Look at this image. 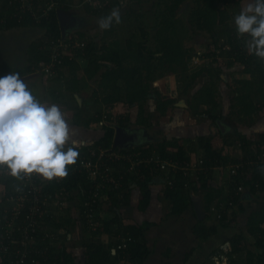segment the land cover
I'll list each match as a JSON object with an SVG mask.
<instances>
[{
  "label": "crops",
  "instance_id": "obj_1",
  "mask_svg": "<svg viewBox=\"0 0 264 264\" xmlns=\"http://www.w3.org/2000/svg\"><path fill=\"white\" fill-rule=\"evenodd\" d=\"M7 1L0 0V18L3 16ZM40 1L44 0H38L39 4ZM72 1L73 4H71L69 10L62 11L60 12L61 14L57 12V22L60 30L61 19L66 20L64 34L61 30L62 38L70 39L73 35L75 36V33H79L83 35L84 39H89L100 46L102 44V30L100 29L97 33H93L95 29L97 30V27L92 26L93 21H91L92 17L95 16L88 14L84 7H78V0ZM221 1L222 9H225L229 15V19L226 22L232 20V14L234 12L238 14L243 4L247 2V0H225L224 3L223 0ZM194 7L195 2L186 0L180 9L185 8L190 16V11ZM74 17L82 22L80 26L76 23L71 25ZM188 18L187 16L186 19L188 20ZM233 28H235L234 25ZM233 28L229 31H235ZM117 32L118 30H114L110 33L108 38H105L107 42L112 41L113 37L116 36L114 34ZM185 33L188 36V31ZM44 37L45 29L37 24H22L9 28H0V76H4L10 71L24 72L28 67L30 68L31 66L32 68L34 66L33 63L37 62L35 61L37 56H46L47 47ZM207 37L212 44L209 45L210 43H208L205 46L209 45L210 49L206 47V49H202L203 51L201 50V53H198L199 49H195L196 52L193 55L192 47L184 48L185 51L187 50L191 54V59L196 57V55H201L202 59H208L209 62L206 65L211 64V66L206 69L209 72L203 70V73L196 76V80L192 81L191 76L199 69L187 71L188 65L186 63L184 73L178 70L179 74H181L180 76L185 79L183 88L180 89L178 87L179 93H177L178 89L177 91L171 89L169 94H163L173 100V103L166 108L164 114L155 111L157 99L154 94H151L143 106L142 116L139 114V108L136 104L127 109L128 127H130V130H126V132L120 130L118 139L119 136H122V138L132 137L130 134L136 133L140 145L128 148L122 144L121 147L126 148V150H135L141 146H153L164 139L174 140L183 145L185 149H190V151H187L189 159L186 162L199 166L201 174L207 171L208 185L212 187L211 189L214 188L220 191V197L211 204L216 202L219 205L223 212L221 220L227 219L223 222L227 226H221V220H217L213 215L207 213L206 209L203 220H198L192 207V201L181 213H170L172 202L165 196L166 188L162 180L159 179L158 173H150V180L147 184L150 191V200L145 209H140L138 205L140 200L139 186L135 182H130L128 186L129 194L125 205H120L118 210H116L109 207L106 200L100 204L97 214L100 220L98 226L99 231L101 230L100 232L92 236V232H89L83 223H77V220H74L73 227L63 228V230L58 231L63 246L73 255L76 264H84V243L91 240H96L103 244L106 249L110 250L112 255H115L117 238L114 237L113 233L120 227H108L109 229H105L106 231L104 228L101 229L104 222L115 215L118 216L123 226L142 228V234L138 241L142 246L141 260L128 264H213L211 262L212 257H220L221 253L224 254V258H228L227 264H230L231 261L245 264L248 261V252L253 255V260H257V262L259 257L264 259V243H262V246L256 244L254 237L248 232L246 227L247 217L245 218L248 213L250 215L256 211L254 208L258 207L260 209L264 205V192L262 194L255 192V195L258 196L256 197L250 194L248 186H241L242 192H240L239 205L243 210H240L238 202L233 201L232 206L228 205V202L232 201L228 199V193L229 187L233 183L229 175V168L235 163L250 160L255 151H257V143L260 137L264 139V106L258 111V114H253L250 119H245L241 114V102L238 104L240 86L236 81H250L252 79L251 75L246 72L245 67L234 62L235 56L230 57L227 55L224 44H227L226 47H231V45L227 43L226 35H219L213 41L208 34ZM119 38L123 41L121 37ZM188 39L190 41L191 35L188 36ZM214 42H216V45H214ZM77 61L75 60V62ZM81 62V67L85 66L86 62ZM79 66L74 71L67 66H63L57 72L58 74L55 78H48L40 72H32L31 70L21 74V77L29 84L33 94L38 99L42 102L59 104L65 110L68 123L72 128L73 138L83 142L79 152L85 154L86 150H92V147L102 138L103 127L106 126L101 124V122H90L88 124L86 122L95 116L98 110H101V113H106L107 110L101 104L104 94L98 88L99 76L97 75L87 80L79 70ZM83 69L84 67L82 71ZM168 75L171 76L173 74L169 73ZM165 77L166 75L160 80L164 81ZM153 83L152 87L156 89ZM186 86L187 88H185ZM156 90L159 91L160 89ZM94 91H97L96 96ZM208 91L212 92L213 98L208 95ZM87 92L90 94L87 95ZM258 99V95L255 94V86H253L249 100L256 102ZM149 102H155L154 109L145 108ZM122 106L121 103L115 104L113 108L111 107L108 110L114 115L124 114L125 108H123L122 112ZM133 108L138 109L137 117L134 119H132L130 114ZM87 109L93 112H86L85 114L84 110ZM140 116L146 120L145 124L139 123ZM210 116H218L219 118L213 121ZM216 121H222L227 127L223 134L216 126ZM217 133L221 135V140L225 143L223 147L218 146L221 152L220 165H218L217 160L215 162L217 166L208 167V164H211L212 161L205 163L203 160L204 153L198 141L217 135ZM242 145H245L244 149L241 148ZM13 181V178L7 176L6 173L0 172V207L2 208L7 207L8 202L6 200L9 195L18 191L19 181L17 183L14 181L16 185L14 184L12 188L9 187V184ZM191 195L201 196V194H195L193 191H190ZM78 205L79 199L72 197L70 207L58 209L51 205L48 212L50 211V214L54 217H57L58 214L64 217L67 211L77 215ZM251 210L253 211L249 212ZM73 214H71L72 217H75ZM230 221H232L231 224L229 223ZM200 223L206 230L209 227H214L216 233L206 239L201 238L196 234V229L199 228L198 225L201 226ZM259 226L264 230L263 225ZM64 232L65 236L63 235ZM238 233L242 236V242L238 246L239 250L234 252L230 238H233ZM114 264H124V262L119 259Z\"/></svg>",
  "mask_w": 264,
  "mask_h": 264
},
{
  "label": "trees",
  "instance_id": "obj_2",
  "mask_svg": "<svg viewBox=\"0 0 264 264\" xmlns=\"http://www.w3.org/2000/svg\"><path fill=\"white\" fill-rule=\"evenodd\" d=\"M35 1L38 3V0ZM59 1L63 6L51 11L47 21H42L41 23L37 24L38 26H41L45 29L44 40L46 41L45 45L47 48L49 41L52 39L62 38L61 30L57 22V12L69 10L71 3L73 2L72 0H58V2ZM98 1L102 5L100 8L84 6L88 14L96 16L97 18L107 16L114 8L123 7L120 5L121 0ZM145 1L149 0H125V6L127 3H131L129 10L121 15V22L119 24L113 23L110 29L102 30V44L100 46L89 39H84L83 35L79 33H75V36L73 35L70 39L68 38V40L84 42L85 48L83 50V55H81L80 51L79 53L77 52V56L74 60L69 61L67 58H65L62 67L67 66L70 68V70L74 71L78 68V64L75 62V60H77L79 57H82L86 61L82 71L83 76H85L87 80L92 79L97 75L99 76L98 88L104 94L101 99V104H103L105 110H107L106 113L109 112L108 109L111 107L113 108L115 104L121 103L125 108L124 114L122 113L114 116V119L110 122L109 120L111 114L108 113L107 122L110 124L103 127V136L92 147V149L102 148L105 150L109 149L111 151H117L121 149L126 150V148L123 147L113 148L112 141L114 138L115 129H126L128 126L127 109L134 106L135 104L138 105L139 114L142 116L143 106L145 105L148 98H150L151 94H154L157 99V105L155 108L157 113L164 114L166 108L171 103H173L172 99L164 96L161 92L154 89L152 87V83L157 79L163 78L166 73H178V70H180L181 73H184L186 69V63L191 59V54L187 50L185 51V48L183 47L180 40V36L189 31V29L192 31V33H196L194 28L207 33L212 41L219 35H226L227 43L232 47V50L226 52L227 55L230 57L235 56L234 62L243 65L246 72H248L252 78L250 81H236L240 86L238 91L240 93V95H238L239 101H237L238 104L241 102L242 105L241 114L246 120L250 119L253 114H258V111L264 106V62H261L254 55L246 53V37H238L236 31H229L226 29V21L229 19V15L225 9H222V1L192 0L195 2V7L190 11L191 13L187 20L188 26L186 27L187 29L185 32H183L182 30L178 31L179 27H177L176 24V15L186 0H160L157 6L161 3H164V8L160 12L158 17L159 20L156 24V31L154 34L155 46L153 49L149 48V46L146 44L149 40L150 33L144 28L143 23L140 20L142 14L135 13V10L132 9L133 5H142V3ZM44 2L45 1H40V4L42 5ZM224 2L225 0H223V3ZM22 24L27 25L36 23L31 21L29 18H25L21 22H17L16 19H12L9 20L7 25L1 26L0 28H9ZM131 27H133V29L130 30L129 28ZM184 28L185 26L181 27V29ZM114 30H118V32L114 34L116 36L113 37L112 41L107 42L105 38H108L110 33H112ZM123 30L129 32L130 35L127 39L122 41L119 38L118 33L119 31ZM137 33L139 34L137 35ZM193 37L194 35H191V39ZM214 45H216V42H214ZM240 48H243V51H240ZM35 59L37 62L33 63L34 65H36L39 60L47 59V55H42L40 57L37 56ZM62 67H59L58 71ZM206 68L209 69V67ZM206 68L203 67L196 73L194 72L195 74L193 73L191 80H196V76L202 74L203 70L207 72L208 70ZM30 70H32L31 66L30 68L28 67L24 72L19 73L21 75L25 72H30ZM253 86H255V94H257L259 98L256 102H251L249 100L250 94L253 91ZM185 88H187V86ZM96 94L97 91H94L95 96ZM208 95L213 98L211 91H208ZM141 116L139 123L145 124L144 122H146V120L141 118ZM102 117L103 114L101 113V110H98L95 116L91 117L86 122V124L90 122H100ZM218 118V116H210V119L213 121ZM241 141L244 142L243 139H241ZM198 144L200 147H202L204 153L203 160L205 163L212 161L211 164H208V167L217 166V163H215L217 160L218 165H220L219 161H221V152L219 151L218 146L223 147L225 143L223 140H221V135L219 133L205 139H200ZM257 144V153L260 150L264 152V139L262 137H260V140ZM244 147L245 145H242L241 148L244 149ZM135 150L145 151L146 153L154 151L155 153L159 154L161 158L169 159L175 162L187 161L189 159L187 156V151H190V149H185V147L179 142L166 139L161 140L153 146H141ZM88 151L86 150L85 154L82 155H86ZM122 173L124 174V178L121 181L122 187L120 190L118 192L109 190L107 193L106 202H108L109 207L118 210L120 205H125L129 194V183L135 182L140 189V200L138 204L139 208L142 210L145 209L148 206L150 200V191L147 187V184L150 180L149 171L143 169L142 174L138 177L129 171L128 173L125 171ZM206 173L207 171H204L203 174L199 173L198 181L193 179L189 180L190 189L183 188L184 180L182 178L181 172L177 174L174 188H167L165 190V196H167L172 202L170 213H181L191 204L190 191H193L195 194H201L206 210L212 202L220 197V191L214 188L211 189L212 187L208 185ZM113 174L118 176L116 171H113ZM263 180L264 173L255 169L252 171L251 181L245 182L244 186H248L250 194L256 196L255 190L251 186L252 181L263 182ZM14 181L17 183V180ZM14 181L9 184V187H14ZM232 181L233 183H236L238 182V179L233 178ZM233 183H231V187H229L228 199L238 202L239 205L241 193L237 196L235 195V191H233L235 185H233ZM90 186H92V183L85 174H73L70 172L68 176L62 179L60 182H55L54 179L52 183L44 185V192L49 193L52 197L57 191L64 192L65 198L67 200H71L72 197H82L81 202L79 200V207L76 210L77 215L67 211L64 217H61L62 215L58 214L57 217L52 215V218L48 216L42 219V225L51 228L50 234H53L51 235L52 237L44 238L42 234L43 232H38L34 235L39 248H48L47 258L51 263L76 264L73 255L66 250L65 246H63V242L59 237L58 231L61 229L63 230V228L68 229V227H73V224L75 223L74 220H77V223H83L85 227V218L81 213L80 207L82 199ZM239 208L240 210H243L240 205ZM12 210L13 205L9 202L7 203V207H0V220L2 225L9 227V215ZM5 211H8V213H5ZM71 214L75 215V217H72ZM225 220L227 219L221 220V226H227L223 223ZM95 221L99 223L100 220L98 215L96 216ZM231 222L232 221L229 223L231 224ZM259 225L264 226V205L258 211L251 213L247 217L246 223L248 232L254 237L256 244L258 246H262V243H264V230H262ZM114 226L120 227L118 230H116V232L113 233L114 237L117 238V242L115 244V255H112L110 250L106 249L103 244L99 243L98 241H87V243H84L83 247L84 264H114L119 259L120 261H123L124 264H128L133 261L141 260L142 246L138 241L142 234V228H136V226H123L118 216L115 215L113 218L106 220L101 229L104 228V230H108V227ZM16 227L20 228V232L23 230L21 219L17 221ZM198 227L199 228L196 229V234L203 239H206L210 235L216 233V229L214 227H209L207 230L202 224L201 226L198 225ZM86 228L89 232H92V236L101 231H99L98 227H94L93 230L89 229L88 227ZM16 232L18 231H15L14 233ZM15 236H17V234ZM241 240L242 236L239 233L233 238H230L234 252L239 250L238 246L242 242ZM121 243H125L126 247L121 250H117L116 246L120 245ZM56 245H59V247ZM253 259V255L248 252V261L245 264H264L263 257H259L258 262L257 260ZM230 264L238 263L231 261Z\"/></svg>",
  "mask_w": 264,
  "mask_h": 264
},
{
  "label": "built area",
  "instance_id": "obj_3",
  "mask_svg": "<svg viewBox=\"0 0 264 264\" xmlns=\"http://www.w3.org/2000/svg\"><path fill=\"white\" fill-rule=\"evenodd\" d=\"M78 1V7L100 8L102 6L98 0ZM62 6L58 0H47L42 5L36 3L35 0H8L3 16L0 18V25H6L12 19L21 22L25 18L39 24L48 20L51 11ZM84 48V42L63 38L52 39L48 44L47 59L34 65L31 71L40 72L48 78H55L58 74V68L62 67L64 63V59L74 60L77 52L80 51L83 55ZM225 50L230 51L232 48L225 45ZM240 51H243V48H240ZM246 53L248 54L247 51ZM108 113L111 114L109 122L116 116L110 111L102 113L101 124H110L107 122ZM255 154L247 162L235 163L229 168L230 178L238 179V182L234 183L235 188L233 189L236 196L242 192L241 186L244 187L245 182L251 181L252 171L255 169L260 171L261 168H264V152L259 151L257 153L255 151ZM143 169L148 170L151 174L158 173L159 179L162 180L166 189L174 188L176 176L179 172H181L184 180L183 188L190 189L189 180L198 181L201 172V168L195 164L163 159L154 151L146 153L141 150L111 151L97 148L88 151L86 155L80 153L77 163L71 166L68 171L73 174H85L92 183V186L86 191L80 207L85 218V227L93 230L94 227L99 226L95 218L100 203L107 200L109 190L117 192L120 190L122 187L121 181L124 178L122 172L128 173L129 171L138 177L142 174ZM113 171H116L118 176H115ZM60 181L55 179V182ZM19 182L18 191L10 194L6 200V202L13 205V210L9 215V227L2 225L0 220V264H54L47 258L48 248H39L34 235L43 232L44 238L52 237L53 234H50L51 228L43 226L42 219L48 216L53 217L50 211L48 212L51 205L58 209L67 208L70 207L72 199L67 200L64 192L61 191H57L53 197L44 192V185L52 183V181H44L35 175L31 179ZM251 186L257 193L262 194L264 192V182L252 181ZM81 198H78L80 202ZM233 203V201H230L228 205L232 206ZM5 213H8V211H5ZM208 213L217 220H221L223 217V212L216 202L208 207ZM19 219L22 221L23 230L21 232L20 228L16 227ZM15 231L18 232L14 233ZM16 234L17 236H15ZM56 246L59 247V245ZM125 247V243H121L116 246V249L121 250ZM216 258L220 260V264H227L228 262V258H224L222 253L220 257L216 256ZM211 262L214 264L213 259Z\"/></svg>",
  "mask_w": 264,
  "mask_h": 264
},
{
  "label": "clouds",
  "instance_id": "obj_4",
  "mask_svg": "<svg viewBox=\"0 0 264 264\" xmlns=\"http://www.w3.org/2000/svg\"><path fill=\"white\" fill-rule=\"evenodd\" d=\"M120 22V11L114 8L97 24L108 30ZM234 27L238 37H246V51L264 62V0H247L234 16ZM82 144L73 138L59 104L38 99L19 72L0 76V172L17 181L34 175L62 180L77 163ZM213 262L220 264L216 257Z\"/></svg>",
  "mask_w": 264,
  "mask_h": 264
},
{
  "label": "rangeland",
  "instance_id": "obj_5",
  "mask_svg": "<svg viewBox=\"0 0 264 264\" xmlns=\"http://www.w3.org/2000/svg\"><path fill=\"white\" fill-rule=\"evenodd\" d=\"M44 1H47V0H44ZM122 4H120L121 6H123L122 8H118L119 11H120V15L124 14L126 11H128V9L130 8L129 6L131 5V3H127L126 6H125V0H121ZM160 0H149V1H145L142 3V5H133L132 9L135 10V13H140L142 14L140 20L142 21L143 23V26L146 30L149 31L150 33V37H149V40L148 42L146 43L149 48H154L155 46V37H154V34H155V31H156V24L159 20V15H160V12L163 10L164 8V3H161L160 5L157 6V4L159 3ZM73 4V2L71 3ZM237 15V12L233 13L232 14V20H229L228 22H226V29L227 30H230L231 28H233V23H234V16ZM187 16L189 17L188 13H187V10L185 8H182L178 11L177 15H176V24H177V27L178 28V31L179 30H182L183 32H185V30L187 29L186 27L188 26L187 24ZM91 21H93V24L92 26L94 27H97V30L95 29V31L93 33H97L100 29L98 27V24H97V21H98V18L95 16V17H92ZM181 24V25H180ZM182 26H185L184 29H181ZM130 30L133 29V27L129 28ZM235 28H233L234 30ZM194 30H196L195 32L196 33H192V31L189 29L188 31V36L189 35H194L193 39L189 41L188 39V36H187V33H184L182 36H180V40L182 42V45L183 47H192L193 48V55H195V49H199L198 53H201L203 50L202 49H206V47H208L207 49H210L209 48V45H211L212 43H210V39L207 37V33L203 32V31H199L197 29L194 28ZM139 33H137L138 35ZM119 37H121L123 40L124 39H127L130 35L129 32H126V30L124 31H119L118 33ZM192 41V42H191ZM223 42V41H221ZM210 43L209 45L205 46L206 44ZM202 50V51H201ZM205 53V51H204ZM78 62L79 63L78 65L79 66V70L82 72V68L84 67H81V61H85L82 57H79L77 58ZM191 64H190V62ZM188 62H187V68L188 70L187 71H196L202 67L206 68V67H210L211 64H207V62H209L208 59L204 58L202 59L201 58V55H196V57H194L193 59H190ZM86 62V61H85ZM243 66V65H242ZM244 67V66H243ZM186 73V72H185ZM169 73H166V77L164 79V81L160 80V79H157L156 82L153 83L154 86H156V89H160L159 91H161L162 94H169L170 93V90L172 89L173 91H177L178 87L181 89L183 88V84L185 83L184 82V77L183 76H180L181 74L178 73H173V75L169 76L168 75ZM233 76V75H232ZM235 76V75H234ZM236 77V76H235ZM97 80V78H96ZM93 83V81H92ZM180 90L178 89L177 93H179ZM90 94L89 92H87V95ZM156 100V99H155ZM93 103V102H92ZM95 105V104H93ZM147 106L145 107L146 109H154V106H155V102L151 103L149 102L148 104H146ZM104 107V105H103ZM122 108V112H123V108L124 106L121 107ZM116 111V110H114ZM138 109L137 108H133L131 110V117L132 119H134L135 117H137V112ZM86 112L88 113H92L93 111L90 110V109H87V110H84V113L86 114ZM157 117V116H155ZM155 117H154V120H155ZM256 211L259 209L258 207L254 208ZM253 209V210H254ZM253 210L249 211V212H252ZM249 216V213L245 216L248 217ZM63 235L65 236V232L63 233ZM62 235V237H63ZM65 239V238H64Z\"/></svg>",
  "mask_w": 264,
  "mask_h": 264
},
{
  "label": "water",
  "instance_id": "obj_6",
  "mask_svg": "<svg viewBox=\"0 0 264 264\" xmlns=\"http://www.w3.org/2000/svg\"><path fill=\"white\" fill-rule=\"evenodd\" d=\"M58 12L60 13L62 11H58ZM59 13H58V15H59ZM60 24H61L62 33L64 34L66 20L61 19ZM216 126L218 127L219 131L222 134L227 129V127L225 126V124L222 121H216ZM119 133H120V128H117L116 133H115L114 138H113V148H116L118 146L119 147L122 146L121 144H119V139H118ZM191 201H192V207H193V210H194V213H195L197 219L200 221L203 220L204 215H205V205H204L202 197L199 195L198 196L197 195H191Z\"/></svg>",
  "mask_w": 264,
  "mask_h": 264
},
{
  "label": "flooded vegetation",
  "instance_id": "obj_7",
  "mask_svg": "<svg viewBox=\"0 0 264 264\" xmlns=\"http://www.w3.org/2000/svg\"><path fill=\"white\" fill-rule=\"evenodd\" d=\"M74 20H76V21H74ZM77 24L78 26H80L81 25V21L78 19H76L75 17L73 18V21H72V24L71 25H74V24ZM120 130L121 131H125L126 132V130H130V127H126V129L124 128H120ZM128 135V134H127ZM132 137H123L122 138V136H119V144H123V146L124 147H136L137 145L139 146L140 144L138 143V140H137V135H136V133H131L130 134ZM144 144V143H143Z\"/></svg>",
  "mask_w": 264,
  "mask_h": 264
}]
</instances>
